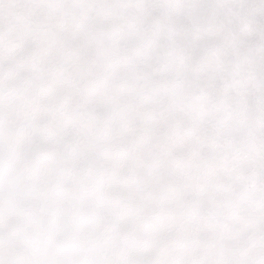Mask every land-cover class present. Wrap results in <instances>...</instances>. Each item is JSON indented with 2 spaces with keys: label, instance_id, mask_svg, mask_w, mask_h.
I'll return each instance as SVG.
<instances>
[{
  "label": "snow or ice",
  "instance_id": "1",
  "mask_svg": "<svg viewBox=\"0 0 264 264\" xmlns=\"http://www.w3.org/2000/svg\"><path fill=\"white\" fill-rule=\"evenodd\" d=\"M0 264H264V0H0Z\"/></svg>",
  "mask_w": 264,
  "mask_h": 264
}]
</instances>
